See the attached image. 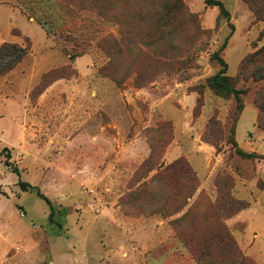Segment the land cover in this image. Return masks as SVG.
Segmentation results:
<instances>
[{"label":"rangeland","instance_id":"1","mask_svg":"<svg viewBox=\"0 0 264 264\" xmlns=\"http://www.w3.org/2000/svg\"><path fill=\"white\" fill-rule=\"evenodd\" d=\"M165 1L139 0L136 14L131 0H111L105 19L64 0H0V44L29 48L0 73V115L6 108L0 150L9 148L20 171L0 154V261L5 249L11 254L34 245L32 255H44L45 236L57 264H68L59 252L93 259L105 232L114 255L123 239L140 237L152 246L161 234L163 249L172 251L169 264H199L198 251L226 260L217 246L224 232L239 245L232 217L254 201L264 204V129L256 102L264 78L252 76L264 55L240 71L264 45V0H220L227 16L206 0H181L186 11H173L162 25L157 16ZM148 15L153 22L139 18ZM148 30L153 36L143 41L153 39L164 63L138 86L137 74L147 79L151 64L149 46L133 47V32ZM107 34L110 44L121 45L108 66V53L96 43ZM221 48L227 74L244 90L235 133L234 95L207 83L221 67L211 57ZM112 73L124 80L121 86ZM195 155L205 163L203 179L191 161ZM20 179L49 197L54 221L50 204L23 190Z\"/></svg>","mask_w":264,"mask_h":264},{"label":"trees","instance_id":"2","mask_svg":"<svg viewBox=\"0 0 264 264\" xmlns=\"http://www.w3.org/2000/svg\"><path fill=\"white\" fill-rule=\"evenodd\" d=\"M23 2L25 0H22ZM69 4L75 5L79 8H88V9H92L94 10L98 15H100L101 17L107 19L108 18V14L110 12V10L113 9V6L111 5V0H64ZM121 1V0H119ZM207 3L211 4V5H218L220 8V12L224 15H229V11L226 9V7L224 6L223 2L220 0H206ZM129 8L132 9V11L134 13H138V8L140 6L139 0H131V2L128 4ZM160 8L162 11H164L163 13H159L157 16V20H160L158 23L162 24V25H166L169 22H171L174 18L173 16V11L176 12H184L186 11V7L183 5L182 1L179 0H174V2H170L169 0H166L165 2H163L160 5ZM120 13V12H118ZM120 16V15H119ZM150 15L146 16V17H142L139 16L140 20L143 22L145 19H148L149 21H152V18L149 17ZM133 47H138L137 43L138 42H142L143 44L149 46V50L148 51V59L150 61V68L148 70L145 71V73L148 74L147 79H145L144 81H141V77L139 74H137V85L138 86H142L144 85V82H149L151 80H153L154 78V70H156V66L157 65H161L164 63V61L160 58L162 57L165 53H159L158 49L153 48V39L149 40V41H143L144 38L148 37V38H152L153 36V32H151L150 30L145 31V32H133ZM139 36V39H138ZM162 37V35H160ZM97 45L104 51H106L108 53V61H107V65L111 64L112 61V55L113 52L115 50L120 51L121 50V45L118 43L117 40H114L113 43L110 44V35H103L100 38H98L96 40ZM226 42H224L223 46L225 47ZM182 47V45H176L175 48H180ZM29 48L24 47L18 43H14V42H9V41H4L0 44V73L6 72L8 70H10L11 68H13L17 62H19L27 53ZM112 50V53L110 54ZM134 50H137V48H135ZM221 49L216 50L215 52L212 53V58L213 59H217L219 61V63L221 64L220 69L212 74L210 77H208L207 79V83L209 85L210 88H212L215 92L219 93V94H224V95H234L235 100H236V115L234 117V129L233 132L235 133V129H236V123L239 119V114L242 112L243 108H244V104H243V100H242V94L244 92L243 89L237 88L234 84H233V78L231 75L227 74V63L226 61L221 57ZM79 55V53L72 55L73 58H75V56ZM160 55V57H158ZM260 57L261 55H264V45L261 46L260 48L256 49L255 51H253L247 58L244 59V61H242L241 64V70L243 71V69L245 68V63L247 61H250L249 64H252L256 58L254 56ZM167 56V55H166ZM105 66V65H104ZM153 72V73H152ZM144 73V75H146ZM153 74V75H150ZM112 78L116 81V83L118 85H122L123 81L121 77H119V75H117V73H112ZM252 76L256 77L257 79H261L264 78V66L261 67H257L255 68V70L252 72ZM256 102L260 107V115L258 116V125L264 129V86L262 87L261 93L259 95L258 98H256ZM235 140V139H234ZM3 152L5 153V157H6V164L8 166H10L12 168V171L16 172L18 175L20 173L19 168L17 167V165L13 164L10 161L11 158V153L8 147H3L2 150H0V154H3ZM243 154L246 155H250L252 156V153H244V151H242ZM183 167V166H182ZM186 169H184V171L186 172L187 170H189V166L186 165ZM174 165H170L168 166V169H173ZM19 185L23 190H29V191H35L40 197H42L43 199H45L49 204H50V213H49V220L50 221H54V207L51 203V200L49 199V197L47 195H45L40 187L36 186V185H32L30 182L25 181L20 179L19 180ZM186 245V242L184 243ZM217 246H219L220 248L224 249V252H221L222 254H220L223 259L226 258V260H220V261H215L213 260L212 257H208L205 258L206 256H208L209 253H205L202 251H198L195 255V259L198 261L199 264H258L256 263L254 260H252L250 257H248L240 248V246L231 238V236L224 232L222 238L220 241H218ZM264 264V263H263Z\"/></svg>","mask_w":264,"mask_h":264},{"label":"crops","instance_id":"3","mask_svg":"<svg viewBox=\"0 0 264 264\" xmlns=\"http://www.w3.org/2000/svg\"><path fill=\"white\" fill-rule=\"evenodd\" d=\"M1 109L2 111L0 120H4L5 113L3 112L6 108L2 106ZM211 160H209V163L212 162ZM191 161L197 170L198 175L201 179H203L206 175V171L201 169V165L205 164L203 163V158H199L198 155H195L191 157ZM215 172L216 171H214V173ZM210 173L212 172L210 171ZM211 175L208 177V179L211 177ZM231 220L233 232L236 233H234V235L242 249L256 262L264 263V204L261 201H254L246 208L240 210L236 215H234V217H232ZM105 231L106 228H104V232ZM161 236V234H157L152 246L149 245L147 239L144 240L140 237L136 240L134 237H132V240L123 239L121 244V248L123 250H119V253L114 255L113 238L111 236L107 238V234L105 232L104 240H98L102 250L98 249V253L93 259L87 257L85 254L83 260H79L76 256L69 257L63 252H59L58 255L61 258H65L68 264H111V262L108 260L112 259L113 257L122 258V260H120V264H169V262L166 260L168 257H170L172 251L163 249L165 246L164 243L167 242V237L162 238ZM4 238V236H0V247ZM43 241L45 242L44 246L47 251L44 253V255H32V249L37 247V245L32 246V249L30 250H16L11 254L8 249H5L3 256L1 257L0 264H57V260H54L53 258V253L48 252V248L51 247V241L47 236L44 237ZM136 244L138 247L133 249ZM161 257L163 260L160 263V259H162ZM24 258L26 260H24Z\"/></svg>","mask_w":264,"mask_h":264}]
</instances>
